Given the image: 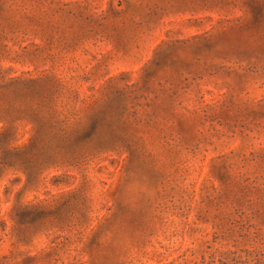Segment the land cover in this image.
Instances as JSON below:
<instances>
[{
  "label": "rangeland",
  "instance_id": "rangeland-1",
  "mask_svg": "<svg viewBox=\"0 0 264 264\" xmlns=\"http://www.w3.org/2000/svg\"><path fill=\"white\" fill-rule=\"evenodd\" d=\"M0 264H264V0H0Z\"/></svg>",
  "mask_w": 264,
  "mask_h": 264
}]
</instances>
